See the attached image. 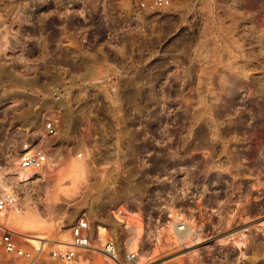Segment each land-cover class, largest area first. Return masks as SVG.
<instances>
[{
    "label": "rangeland",
    "instance_id": "rangeland-1",
    "mask_svg": "<svg viewBox=\"0 0 264 264\" xmlns=\"http://www.w3.org/2000/svg\"><path fill=\"white\" fill-rule=\"evenodd\" d=\"M33 3L0 0V172L2 187L16 190L24 209L20 219L9 218L14 208L9 210L0 224L33 253L41 249L28 245L19 233L44 234L45 264H59L50 252L65 230L71 234L80 216L123 233L113 214L123 169L103 158L127 136L123 129L103 126L100 131L98 125H158V138L173 143L174 169L180 172L176 180L182 172L177 169L185 165L189 134L197 143L200 132L222 138L235 125L245 133L239 139L251 141L253 155L264 147V0H172L171 7L155 12L134 10V0H110L108 21L96 27L100 43L112 39L90 57L123 61L76 67L33 62L41 52L25 46L35 45L41 27L21 19L24 7L33 8ZM99 12L102 17L101 7ZM58 84L69 90L60 102L51 94ZM50 111H56L52 116L60 132L44 141L39 134ZM26 139L48 151L61 149L52 155V164L36 172L31 185L15 175L23 174L16 162ZM194 148L198 161L199 145ZM248 176L240 172L237 211L225 207L222 197L221 218L205 225L200 237L192 232L183 247L153 251L148 245L141 263L264 264V177ZM94 259L109 264L101 255ZM0 264L23 262L7 261L0 252Z\"/></svg>",
    "mask_w": 264,
    "mask_h": 264
},
{
    "label": "built area",
    "instance_id": "built-area-1",
    "mask_svg": "<svg viewBox=\"0 0 264 264\" xmlns=\"http://www.w3.org/2000/svg\"><path fill=\"white\" fill-rule=\"evenodd\" d=\"M33 1L36 6L26 5L21 19L30 25L34 21L41 27L42 34L33 42L35 45L25 46V49L41 52L42 57L35 59V64L76 67L123 61H96L90 57L95 50L107 47L106 43L112 39L100 43V30L96 27V24L108 21L110 0ZM171 5L172 0H134L133 9L155 12ZM100 7L104 12L102 17ZM79 55L86 57L79 58ZM7 60L14 63L12 58ZM111 93L116 95V89L111 88ZM51 94L56 102H60L69 90L65 84H58L53 86ZM53 112L56 111H50L51 115L47 113L39 134L44 141L57 137L60 132V124L52 116ZM103 126L123 129L127 136L119 141L118 150L103 158L118 162L123 169L114 194V200L119 204L115 206L116 214L113 212L123 233L118 235L105 222L98 225L87 215L80 216L71 226V241L60 243L50 252L53 262L96 264L94 256L101 255L109 264H142L141 255L148 245H152L153 251L183 247L189 243L192 232L200 237L205 225L216 223V219L218 222L222 214L219 205L222 197L225 207L236 209V196L243 188L239 186L240 172L248 173L250 179L257 175L264 177V147L257 157L253 155L254 146L248 138L239 139L242 131L235 125L227 128L222 138L206 137L200 132L196 143L190 134L187 135L183 149L186 161L183 168L177 169V172L182 170L177 180L175 174L180 172L176 173L174 169L172 140L158 138V125H98L100 131ZM195 144L199 145L198 161ZM56 149L48 151L34 146L31 139L24 140L16 162L17 170L22 173L42 171L52 164V155L60 152ZM2 180L0 172V218L18 203V195L12 188L4 189ZM246 186L248 200L251 182ZM130 189L132 192L127 193ZM100 226L105 229L102 235ZM43 249L37 253L29 251L18 241L14 231L0 224V252L7 261L45 264L41 257Z\"/></svg>",
    "mask_w": 264,
    "mask_h": 264
},
{
    "label": "bare ground",
    "instance_id": "bare-ground-1",
    "mask_svg": "<svg viewBox=\"0 0 264 264\" xmlns=\"http://www.w3.org/2000/svg\"><path fill=\"white\" fill-rule=\"evenodd\" d=\"M258 127V126H257ZM243 128V127H242ZM200 132V131H199ZM198 132V133H199ZM206 132V131H205ZM204 133V132H202ZM206 136V135H205ZM241 139V138H240ZM59 148V147H58ZM22 149V148H21ZM58 150V149H57ZM61 150V149H60ZM22 173V172H21ZM14 174V173H13ZM24 174V173H23ZM23 174H18L16 173L15 175L19 176V179L20 178H25L26 180L30 181V185L31 183H35L36 182V179H37V175L36 173L32 172V173H27L28 175H23ZM38 184V183H37ZM16 191V190H15ZM130 193V192H128ZM20 199H22L20 197V195H18V203L16 205V207L12 210V213H10V217L9 218H15V219H18L16 217H20L22 218V212H23V208L20 206ZM35 200V199H34ZM106 202V201H105ZM110 202V201H109ZM112 202V201H111ZM107 204H105L106 206ZM103 212V211H102ZM117 211H115L114 214H116ZM107 214V213H106ZM5 220V218H7V213H5L3 216H2ZM43 218V217H42ZM113 221V220H112ZM261 224V223H260ZM263 224V223H262ZM261 224V225H262ZM105 229L103 226H100L99 228V232L100 234L102 235L104 233ZM19 232V231H18ZM17 232V233H18ZM28 233V232H27ZM30 233V232H29ZM20 235H22V239L28 244L30 245L31 247L35 248V249H43L46 245V236L44 234H40V233H30V234H22V233H19ZM231 237L233 235H230ZM229 236V237H230ZM61 240L58 242V244H56V247H59V244H67L71 241V234H70V229H67L65 230V232L61 235ZM228 238V237H227ZM192 241V240H191ZM238 245L240 244H245V242H237ZM242 245V246H243ZM146 254V253H145ZM145 254H142V255H145ZM141 255V256H142ZM143 258V256H142ZM144 259V258H143ZM143 259H142V262H143Z\"/></svg>",
    "mask_w": 264,
    "mask_h": 264
},
{
    "label": "crops",
    "instance_id": "crops-1",
    "mask_svg": "<svg viewBox=\"0 0 264 264\" xmlns=\"http://www.w3.org/2000/svg\"><path fill=\"white\" fill-rule=\"evenodd\" d=\"M17 127H18V129H23L24 126L23 127L17 126ZM2 132H4V130L3 129H0V135H2Z\"/></svg>",
    "mask_w": 264,
    "mask_h": 264
}]
</instances>
